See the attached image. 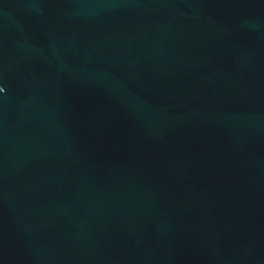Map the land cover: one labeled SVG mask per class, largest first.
<instances>
[{"label":"water","instance_id":"obj_1","mask_svg":"<svg viewBox=\"0 0 264 264\" xmlns=\"http://www.w3.org/2000/svg\"><path fill=\"white\" fill-rule=\"evenodd\" d=\"M0 264H264V0H0Z\"/></svg>","mask_w":264,"mask_h":264}]
</instances>
